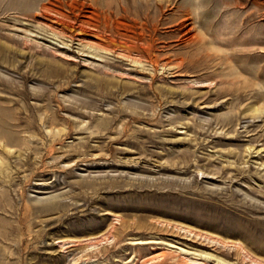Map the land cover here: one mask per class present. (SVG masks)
<instances>
[{
  "label": "rangeland",
  "instance_id": "obj_1",
  "mask_svg": "<svg viewBox=\"0 0 264 264\" xmlns=\"http://www.w3.org/2000/svg\"><path fill=\"white\" fill-rule=\"evenodd\" d=\"M0 264H264V0H0Z\"/></svg>",
  "mask_w": 264,
  "mask_h": 264
}]
</instances>
